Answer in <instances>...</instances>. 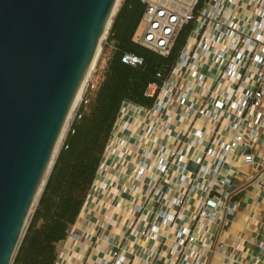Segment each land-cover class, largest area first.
Returning a JSON list of instances; mask_svg holds the SVG:
<instances>
[{
	"label": "crops",
	"instance_id": "1",
	"mask_svg": "<svg viewBox=\"0 0 264 264\" xmlns=\"http://www.w3.org/2000/svg\"><path fill=\"white\" fill-rule=\"evenodd\" d=\"M211 58L199 59L202 81L170 94L162 109L137 112L128 106L120 113L55 264H264V130L249 140L248 121L232 129L234 116L214 120L215 110L198 113L207 108L201 101L207 89L206 99L222 92L221 100L239 97L236 85L219 80ZM195 131L204 135L202 145ZM236 133L244 138L230 146ZM206 147L217 154L225 150L220 166L203 154ZM172 151H182L183 167ZM248 155L252 159L245 162ZM160 157L168 161L164 172L157 169ZM207 188L228 198L214 209L213 219L194 217ZM183 229L193 242L180 234Z\"/></svg>",
	"mask_w": 264,
	"mask_h": 264
},
{
	"label": "water",
	"instance_id": "2",
	"mask_svg": "<svg viewBox=\"0 0 264 264\" xmlns=\"http://www.w3.org/2000/svg\"><path fill=\"white\" fill-rule=\"evenodd\" d=\"M116 2L0 0V264H11Z\"/></svg>",
	"mask_w": 264,
	"mask_h": 264
},
{
	"label": "trees",
	"instance_id": "3",
	"mask_svg": "<svg viewBox=\"0 0 264 264\" xmlns=\"http://www.w3.org/2000/svg\"><path fill=\"white\" fill-rule=\"evenodd\" d=\"M203 2L198 0L193 19L180 28L165 56L134 40L145 12L142 0L120 2L98 60L105 58L104 69L73 114L11 264H55L58 246L67 238L92 189L120 113L128 106L137 112L154 110L158 99L147 96L146 90L150 84L160 87L187 50L189 38L199 28L195 18ZM124 56L141 62L126 63Z\"/></svg>",
	"mask_w": 264,
	"mask_h": 264
},
{
	"label": "built area",
	"instance_id": "4",
	"mask_svg": "<svg viewBox=\"0 0 264 264\" xmlns=\"http://www.w3.org/2000/svg\"><path fill=\"white\" fill-rule=\"evenodd\" d=\"M142 2L145 4V12L141 19L143 28L138 40H134L140 46L165 56L180 28L193 19L198 0H142ZM195 22L199 24L200 31L196 29L193 32L187 42V50L179 55L169 77L160 87L150 84L146 95L149 97L156 95L160 103L157 102L153 108L162 109L166 105L163 102L164 99H169L170 94L177 90L184 92L185 89H191L196 81L202 80V74L197 71V68L202 65L199 59L211 56V62L218 70L219 80L236 85L234 91L239 92V97L238 101L231 98L221 100L224 98V92H222L217 97L206 99L209 92L207 89L202 93L201 98L207 108L200 109L198 113L210 115V110H215L214 120L230 119L234 116L237 123H233L232 129L237 128L238 122L241 124L248 121L245 137L252 140L260 130H264V113L262 112L264 106V0H204ZM195 36H197L196 39ZM123 61L132 65L141 62L140 59L131 56H124ZM184 79L185 86L181 83ZM189 108L192 111V105ZM194 137L200 145L204 143V135L201 131H195ZM243 138V133H236L230 146H235ZM202 152L205 156L217 159L218 166L222 164L225 156V150L217 154L209 147ZM169 155L178 156L177 164L183 167L182 151H172ZM251 159V155H248L244 161L249 162ZM194 161L200 163L201 158H195ZM167 165L166 158H158L159 171L164 172ZM143 169L144 165H141L139 170ZM211 191L207 188L206 197L200 201L198 213L194 217L213 219L214 209L228 198L227 193L220 191L217 195H211ZM169 218L170 216L166 215V220ZM180 234L187 236L188 242H193L187 230L183 229Z\"/></svg>",
	"mask_w": 264,
	"mask_h": 264
},
{
	"label": "rangeland",
	"instance_id": "5",
	"mask_svg": "<svg viewBox=\"0 0 264 264\" xmlns=\"http://www.w3.org/2000/svg\"><path fill=\"white\" fill-rule=\"evenodd\" d=\"M121 1L122 0H117L116 5H115V8H114L113 15H114L115 11L117 10V8H118V6H119V4H120ZM108 28H109V26H108ZM108 28L106 29L104 35L102 36V39L100 40V43L98 45V50H97V54H96L94 63L92 64V66L89 69L86 77L84 78V81L82 83V86L80 87V90H79L78 97H77L76 101L73 104V107L71 109V112L69 114V117L67 119V122L65 124V127H64V129L62 130V132L60 134V137H59L58 142H57V145H56L55 153H54L55 155H56V153H57V151H58V149H59V147H60V145H61V143L63 141L64 135H65V133H66L68 127H69V124H70V121H71V119L73 117V114H74L77 106L79 105L80 101L82 100L85 91L87 90L88 87L89 88H93L94 85H96V82L98 81V79H99V77H100V75H101V73H102V71L104 69V66H105V58H102L99 61V63H98V60L100 59V56H101L102 45L104 44V41H105V38H106V34H107ZM142 28H143V23H140V25H139V27H138V29L136 31L135 38H134L136 41L138 40V37H140V35H141ZM49 169H48V172H49ZM48 172L46 173V175L48 174ZM36 201H37V199L34 201L32 207L30 209V212L28 214V217H29V215H30L33 207L35 206ZM28 217H27V219H28ZM26 222H27V220H26Z\"/></svg>",
	"mask_w": 264,
	"mask_h": 264
},
{
	"label": "bare ground",
	"instance_id": "6",
	"mask_svg": "<svg viewBox=\"0 0 264 264\" xmlns=\"http://www.w3.org/2000/svg\"><path fill=\"white\" fill-rule=\"evenodd\" d=\"M78 94H79V91H78V93H77L76 99H77V97H78ZM76 99H75V101H76ZM75 101H74V102H75Z\"/></svg>",
	"mask_w": 264,
	"mask_h": 264
}]
</instances>
